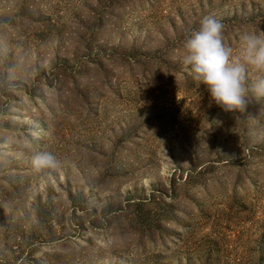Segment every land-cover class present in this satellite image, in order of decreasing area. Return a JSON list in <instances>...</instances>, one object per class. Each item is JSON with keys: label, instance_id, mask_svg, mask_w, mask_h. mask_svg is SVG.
I'll return each mask as SVG.
<instances>
[{"label": "rangeland", "instance_id": "374dc122", "mask_svg": "<svg viewBox=\"0 0 264 264\" xmlns=\"http://www.w3.org/2000/svg\"><path fill=\"white\" fill-rule=\"evenodd\" d=\"M206 16L264 33V0H0V264H264V99L193 80Z\"/></svg>", "mask_w": 264, "mask_h": 264}, {"label": "clouds", "instance_id": "9594fccd", "mask_svg": "<svg viewBox=\"0 0 264 264\" xmlns=\"http://www.w3.org/2000/svg\"><path fill=\"white\" fill-rule=\"evenodd\" d=\"M223 30L219 19L204 17L185 38L182 63L189 66L193 80L206 86L216 105L226 112L244 111L249 92L264 99V33H243L239 51L234 53L224 43ZM249 70L257 73L250 86ZM32 164L39 171L55 169L58 161L51 153L38 152Z\"/></svg>", "mask_w": 264, "mask_h": 264}]
</instances>
